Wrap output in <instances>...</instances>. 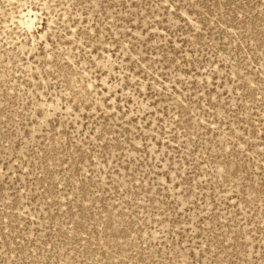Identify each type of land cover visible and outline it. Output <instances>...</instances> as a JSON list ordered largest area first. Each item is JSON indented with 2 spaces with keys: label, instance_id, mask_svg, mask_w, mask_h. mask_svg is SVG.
<instances>
[{
  "label": "rangeland",
  "instance_id": "374dc122",
  "mask_svg": "<svg viewBox=\"0 0 264 264\" xmlns=\"http://www.w3.org/2000/svg\"><path fill=\"white\" fill-rule=\"evenodd\" d=\"M0 264H264V0H0Z\"/></svg>",
  "mask_w": 264,
  "mask_h": 264
},
{
  "label": "bare ground",
  "instance_id": "6f19581e",
  "mask_svg": "<svg viewBox=\"0 0 264 264\" xmlns=\"http://www.w3.org/2000/svg\"><path fill=\"white\" fill-rule=\"evenodd\" d=\"M29 13H30V12H29ZM27 16H28V15H27ZM27 16H26V18H27ZM27 22H28L29 24L32 23V18H28V19L26 20V22H24L23 20L21 21L22 24L27 23ZM30 25H31V24H30Z\"/></svg>",
  "mask_w": 264,
  "mask_h": 264
}]
</instances>
